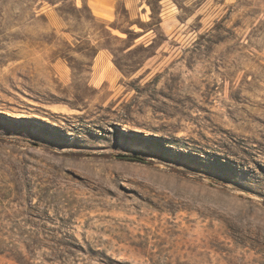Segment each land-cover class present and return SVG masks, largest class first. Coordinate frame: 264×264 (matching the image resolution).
<instances>
[{
  "label": "rangeland",
  "instance_id": "374dc122",
  "mask_svg": "<svg viewBox=\"0 0 264 264\" xmlns=\"http://www.w3.org/2000/svg\"><path fill=\"white\" fill-rule=\"evenodd\" d=\"M86 1L0 0V264H264V0Z\"/></svg>",
  "mask_w": 264,
  "mask_h": 264
},
{
  "label": "crops",
  "instance_id": "0c3cea01",
  "mask_svg": "<svg viewBox=\"0 0 264 264\" xmlns=\"http://www.w3.org/2000/svg\"><path fill=\"white\" fill-rule=\"evenodd\" d=\"M115 0H87L86 6L92 11V14L100 19H103L106 22H111L115 19L116 13L114 11ZM135 0H123V5L127 8L134 7ZM137 18L139 21L146 24L150 20H142V16H146V11L144 8L137 7ZM143 12V13H142ZM177 21V20H176ZM178 24L175 26V14L172 11L171 7L165 0L160 1V20L156 25H151L146 28L132 29L133 34H136L137 37L134 40L135 44H144L148 45L152 42L154 35L151 33L154 32V28L157 26L161 29L168 39L172 38L175 35V30L178 29V26H181V22L177 21ZM172 28V29H170ZM113 30V29H111ZM132 45V46H134ZM161 48V47H160Z\"/></svg>",
  "mask_w": 264,
  "mask_h": 264
},
{
  "label": "trees",
  "instance_id": "16d2710c",
  "mask_svg": "<svg viewBox=\"0 0 264 264\" xmlns=\"http://www.w3.org/2000/svg\"><path fill=\"white\" fill-rule=\"evenodd\" d=\"M222 20H224V18L221 19L220 22H222ZM219 24H220V23L215 24L214 27L211 29V31L208 32L207 34L211 36V33L216 31V29H217V27L219 26ZM259 24H260V25H261V24H264V21H260ZM255 29H257L256 26H255ZM117 157H118V158H121L122 160H126V161H131V162H142V163H145V160H142V159H140V158H138V157H134V156L120 155V156H117Z\"/></svg>",
  "mask_w": 264,
  "mask_h": 264
},
{
  "label": "water",
  "instance_id": "95a60500",
  "mask_svg": "<svg viewBox=\"0 0 264 264\" xmlns=\"http://www.w3.org/2000/svg\"><path fill=\"white\" fill-rule=\"evenodd\" d=\"M205 181H206L207 183H209V184L215 185L213 182H210L209 180H205ZM240 194L243 195L244 197L250 199V200H253V201H256V202H259V203H263L260 199H257V198H254V197H251V196H249V195H247V194H245V193L240 192Z\"/></svg>",
  "mask_w": 264,
  "mask_h": 264
}]
</instances>
